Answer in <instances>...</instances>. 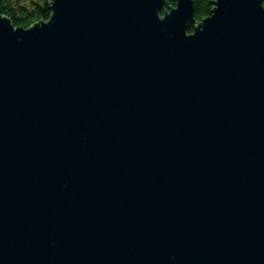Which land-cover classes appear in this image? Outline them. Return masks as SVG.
<instances>
[{"label":"water","instance_id":"95a60500","mask_svg":"<svg viewBox=\"0 0 264 264\" xmlns=\"http://www.w3.org/2000/svg\"><path fill=\"white\" fill-rule=\"evenodd\" d=\"M0 11V264H264V0Z\"/></svg>","mask_w":264,"mask_h":264},{"label":"trees","instance_id":"16d2710c","mask_svg":"<svg viewBox=\"0 0 264 264\" xmlns=\"http://www.w3.org/2000/svg\"><path fill=\"white\" fill-rule=\"evenodd\" d=\"M175 5L174 0H166L163 14ZM194 5L195 23L190 25V33L194 32L198 22L211 15L214 0H194ZM0 11L9 16L16 27L24 28L51 16L50 0H0Z\"/></svg>","mask_w":264,"mask_h":264}]
</instances>
